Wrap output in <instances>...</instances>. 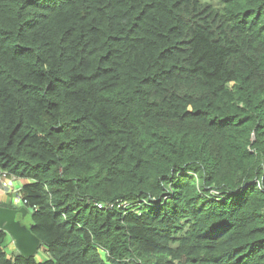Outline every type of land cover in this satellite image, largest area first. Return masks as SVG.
Masks as SVG:
<instances>
[{
	"label": "trees",
	"instance_id": "1",
	"mask_svg": "<svg viewBox=\"0 0 264 264\" xmlns=\"http://www.w3.org/2000/svg\"><path fill=\"white\" fill-rule=\"evenodd\" d=\"M1 171L0 264H264V0H0Z\"/></svg>",
	"mask_w": 264,
	"mask_h": 264
},
{
	"label": "water",
	"instance_id": "2",
	"mask_svg": "<svg viewBox=\"0 0 264 264\" xmlns=\"http://www.w3.org/2000/svg\"><path fill=\"white\" fill-rule=\"evenodd\" d=\"M30 213H33L32 208H7L0 205V229L11 236L24 257L36 256L41 245L39 238L19 218H25Z\"/></svg>",
	"mask_w": 264,
	"mask_h": 264
},
{
	"label": "built area",
	"instance_id": "3",
	"mask_svg": "<svg viewBox=\"0 0 264 264\" xmlns=\"http://www.w3.org/2000/svg\"><path fill=\"white\" fill-rule=\"evenodd\" d=\"M19 179L15 176H12L6 171L0 172V192H3L5 194L9 195H15V201L20 204L21 207H26L27 200L23 195L24 186H20L19 189H16L17 187L13 186V182ZM116 204H111L108 207H106L103 204H98L97 206L101 209L107 208V209H114Z\"/></svg>",
	"mask_w": 264,
	"mask_h": 264
},
{
	"label": "crops",
	"instance_id": "4",
	"mask_svg": "<svg viewBox=\"0 0 264 264\" xmlns=\"http://www.w3.org/2000/svg\"><path fill=\"white\" fill-rule=\"evenodd\" d=\"M27 183V180L25 179H16L14 182H13V186L14 187H17V186H23ZM0 203L5 206V207H9V208H12V207H17V202L12 200V195H9V194H5L3 192H0ZM10 248H12V250H14V246L13 244L10 245Z\"/></svg>",
	"mask_w": 264,
	"mask_h": 264
},
{
	"label": "rangeland",
	"instance_id": "5",
	"mask_svg": "<svg viewBox=\"0 0 264 264\" xmlns=\"http://www.w3.org/2000/svg\"><path fill=\"white\" fill-rule=\"evenodd\" d=\"M20 186H17L16 189H19ZM15 198L16 196L15 195H12V200L15 201ZM18 207H20V204H17ZM23 224L26 225V226H29L30 223H31V218L30 216H26L25 218H22L21 219ZM8 243L11 245L13 244L14 245V241L13 239L11 238V236L8 237ZM10 245H9V250H8V255L12 254L11 252V249H10ZM15 246V245H14ZM46 250L42 247L41 249H39V252L37 254V258L40 259V260H44V259H48V256H47V253L45 252Z\"/></svg>",
	"mask_w": 264,
	"mask_h": 264
},
{
	"label": "clouds",
	"instance_id": "6",
	"mask_svg": "<svg viewBox=\"0 0 264 264\" xmlns=\"http://www.w3.org/2000/svg\"><path fill=\"white\" fill-rule=\"evenodd\" d=\"M17 178H18V177H17ZM19 179H22V178H19ZM25 180H27V179H25ZM29 183H30V181L27 180V183H26L25 185H27V184H29ZM25 185H23V186H25ZM0 205L3 206L1 203H0ZM3 207H5V206H3ZM7 208H9V207H7ZM12 208H22V207H21V206H20V207L17 206V207H12ZM25 208H26V207H25ZM27 208H30V207H27ZM32 209H33V208H32ZM33 212H34V209H33ZM30 214H32V213H30ZM28 215H29V214H28ZM28 215H27V216H28ZM19 218H20V216H19ZM20 219H21V218H20ZM1 230H2V229H1ZM2 231H3V230H2ZM13 241H14V240H13ZM14 245H15V246H14ZM14 245H13L14 248H15L14 250H12V248H10L12 252L18 251V249H17V247H16V244H15V241H14Z\"/></svg>",
	"mask_w": 264,
	"mask_h": 264
}]
</instances>
